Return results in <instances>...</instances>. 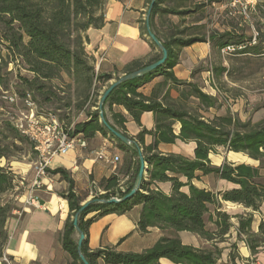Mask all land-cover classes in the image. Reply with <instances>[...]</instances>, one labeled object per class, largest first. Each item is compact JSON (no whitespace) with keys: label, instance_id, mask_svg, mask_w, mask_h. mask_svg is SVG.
<instances>
[{"label":"trees","instance_id":"16d2710c","mask_svg":"<svg viewBox=\"0 0 264 264\" xmlns=\"http://www.w3.org/2000/svg\"><path fill=\"white\" fill-rule=\"evenodd\" d=\"M103 1L109 0H0V41L5 46L9 60L5 64L22 63L33 75L31 80H23V86L29 93L34 92L41 96L45 102L50 101L52 92L47 90L44 83L58 79L61 75L72 80L79 100L74 106L77 113L84 112L87 108L95 110L86 112L85 121H75L73 133L70 135L80 134L87 141L99 133L111 141L114 140L112 142L123 153V170L125 175H129V179L123 184L117 175L101 180L98 187L104 194L94 198L98 200L121 198L127 194L139 168L137 150L121 144L109 135L100 123L96 110L100 91L113 77L112 74H99L95 70L93 61L85 53L84 45L87 41L86 31L90 28L100 29L104 25L103 15H97ZM150 1L146 0L147 5ZM161 3L162 0L154 3L149 18L151 31L157 14L179 16L194 14L199 9L197 6L193 10L182 11L162 9L159 8ZM140 30L142 35H146L145 23ZM199 30L200 27L184 30V34L188 32L186 38L164 42L155 35L167 51L166 61L152 73L120 84L105 102L109 111L113 105L122 107L138 126H141V116L151 113L154 127L150 131L142 129L134 139L130 138L138 145L147 166L141 190L118 204H91L78 217V228L85 237L80 253L87 264H159L161 259L172 264H218L221 250L215 243H222L226 236L230 237L232 228L237 239L245 237L251 254H256L261 247V241L251 231L253 214L231 217L221 211L220 202L237 204L253 213L264 209V180L260 174L264 161V120L250 126L229 114L205 118L200 111L216 109L218 99L203 93L193 83L177 81L172 74L178 61V55L173 52L172 47L184 48L195 43L208 42L212 50L221 51L227 46H241L236 51L237 54L246 53L247 50L255 51V47L245 44L241 36L236 40V36L230 32L212 31L206 37ZM151 46L155 48L152 43ZM159 58L160 54L147 65ZM147 65L134 62L124 68V74ZM215 72L217 76L226 70L218 68ZM157 76L162 77V81L154 86L148 96L143 95L140 90ZM168 83L174 87H183L179 100L170 99L169 89L166 90ZM1 84L3 80L0 75V87ZM190 101H196L197 107L193 108ZM64 107L69 108L70 104H65ZM104 118L112 128L128 137L124 130L125 118L121 114L111 113V121L105 114ZM145 136L152 138L149 145L144 144ZM9 137L20 142L25 141L31 146L9 124L2 126L0 160H7L10 156L9 148L12 145L5 142ZM178 141L194 144L192 158L158 151L160 144L173 145ZM217 149L243 154L259 165L255 167L245 163L225 162L219 167H213L210 156ZM53 173H59L66 178L63 170ZM208 176L229 183L233 188L213 193L194 185ZM161 184L170 185L168 194L159 188ZM13 189L14 175L9 167L0 168V259L5 254L8 241L7 223L15 209V204L6 201L4 196ZM62 197L67 202L68 216L59 241L70 258L68 264H82L77 253L75 229L71 220L80 208L81 198L72 192V182L69 191ZM136 206L141 207L137 231L146 234L150 229H158L162 234L151 248L142 253H121L115 247L94 251L89 249L88 227L91 223L104 215H123ZM90 214H94L93 217L86 219ZM232 218L237 219L235 227L231 223ZM208 223L212 226L211 229L207 228ZM258 231L264 233L262 224L258 225ZM182 232L197 235L213 244L206 249L184 245L178 237ZM233 259V254H230V260ZM0 264L4 263L0 261Z\"/></svg>","mask_w":264,"mask_h":264},{"label":"crops","instance_id":"0c3cea01","mask_svg":"<svg viewBox=\"0 0 264 264\" xmlns=\"http://www.w3.org/2000/svg\"><path fill=\"white\" fill-rule=\"evenodd\" d=\"M147 6L146 0H109L104 10V25L100 29L90 28L86 31L87 41L84 45L86 55L93 61L95 70L99 74H112L113 77L102 88L100 95L104 92L106 86H109L116 78L125 75L124 68L126 66L134 62L147 65L159 55V51L152 48L151 41L146 35H142L140 30L145 23ZM159 8H170L177 11L191 10V1L162 0ZM198 15V13L179 16L157 14L153 19L152 32L162 42L175 38H186L188 32L184 34V30L193 27H204L206 18H201ZM212 31L222 32L217 29V25L213 26ZM209 33H205L206 37ZM172 50L178 55L177 64L172 69L174 78L179 82L193 83L203 93L215 97L213 90H211L213 94L206 93L205 88L200 87L198 82H207L205 78L210 75L212 62L215 64V57L220 55L221 51L212 50L208 42L195 43L184 48L172 47ZM212 54L214 58H212ZM161 81L162 77H155L140 92L148 96L154 86ZM167 89H169L170 99L174 101L180 99L179 95L183 87H174V85L168 83ZM88 110L92 112L95 109L87 108L84 112H78L76 121H85V114ZM111 113L121 114L125 118L124 130L129 138L134 139L142 129L150 131L154 127L151 113H144L141 116V126L136 125L120 106L113 105L111 111H109L105 105L104 114L109 121H111ZM177 133L178 126L175 127V134ZM151 142L152 138L145 136L144 144L149 145ZM86 144L85 149L77 148L64 156L52 159L48 166V177L43 180L45 186L34 193L40 208L24 206L26 190L33 178L27 179L28 182L20 196L16 198L15 209L7 223L8 241L5 255L11 264H68L70 258L62 249L59 237L68 215L67 202L62 196L69 191L70 182H72V192L81 198V205L93 198V192L101 195L104 193L98 187L101 180L117 175L121 180V184H123L129 179V175H125L123 170V153L111 140L97 133L94 138L87 140ZM177 144L183 143L178 141L173 145L160 144L158 151L164 154H177L173 149ZM101 149H105L111 155L119 157L120 161L115 171L111 165L95 159V153ZM229 155L232 159H235V156L242 154L229 152ZM232 161L237 162V160ZM56 170L65 171L66 178L59 173H53ZM260 174L263 176L262 171H260ZM220 182L225 184L224 189L221 191L233 188L229 183ZM194 185L196 186L195 183ZM159 188L166 194L170 192L169 184H161ZM124 189L125 187L122 188V190ZM220 203L221 211L231 217H235L238 213L243 214V216L252 213L251 231L253 232L257 231L260 219L264 220L263 217L254 216L256 213L240 205L222 201ZM60 206H63L62 210L59 209ZM140 211L141 207L136 206L123 215L109 214L97 218L88 227L89 249L94 251L106 247H115L116 251L121 253H142L151 248L162 234L158 229H150L146 234L137 231ZM263 211L262 208L261 212ZM93 215H88L86 219L93 217ZM234 220L236 219L232 218L231 223L235 227ZM230 234V237L226 236L228 241H235L237 237L234 228H232ZM178 237L184 245L195 248H201L204 245V240L194 234L182 232L178 234ZM74 239L77 240L76 233ZM239 244L240 246L233 260H230L231 253L223 250L218 264H264V248H258L256 254H251L244 236L240 238ZM99 264H102V262H99ZM159 264L172 263L161 259Z\"/></svg>","mask_w":264,"mask_h":264},{"label":"rangeland","instance_id":"374dc122","mask_svg":"<svg viewBox=\"0 0 264 264\" xmlns=\"http://www.w3.org/2000/svg\"><path fill=\"white\" fill-rule=\"evenodd\" d=\"M191 10L196 6L199 8L196 13L199 17L206 18V23L200 27L199 33H211L213 26L217 25V29L223 32H230L236 36H241L244 43H250L254 32L258 33L255 51L247 50L246 53L237 54H222L215 57V64L212 62L210 75L205 80L199 81L198 85L205 88V92L210 94L211 90L215 92L214 96L218 99L217 108L207 112L200 111L205 118H213L215 116L231 115L243 124L250 126L264 120V0H190ZM103 1L97 15H104L106 3ZM253 6V11L247 12L246 16L242 15V9ZM228 30V31H227ZM84 36V35H82ZM212 58L213 54H212ZM6 50L3 43L0 41V75L3 84L0 87V127L8 124L6 113L12 112V108L7 106L1 100V92L7 91L11 93L24 94L28 90L23 86V80H31L33 75L27 71L22 63L11 62L7 63ZM223 68L226 72L218 73L216 76L215 69ZM117 79V78H116ZM209 80V82H208ZM47 90L52 92L49 102L31 92L34 101L39 110L45 113H51L62 123L63 126H70L78 115L75 104L79 102L75 93V86L68 77L61 75L58 79L44 83ZM107 87V86H106ZM213 94V93H212ZM99 101V98H98ZM193 108L197 107L196 101H190ZM65 104H70L69 108L64 107ZM97 106V105H96ZM6 143L12 145L10 156L7 160H0V168L9 167L14 175V189L8 192L4 199L16 204V198L20 196L28 180L34 176V165L37 161V155L32 147L25 141L14 140L11 137L5 140ZM192 143L177 144L174 146V151L186 158H192ZM172 154V153H168ZM229 151L217 149L215 154L211 155V165L219 167L223 163H245L252 166H258L259 163L250 160L245 155H237L235 159L229 158ZM231 159V160H230ZM232 160H237L233 162ZM262 179L264 180V161L261 166ZM28 179V180H27ZM196 186L217 193L224 189L225 184L220 182L214 176L202 178L199 182H195ZM104 194V193H103ZM93 198H98L101 194L93 192ZM118 198V197H117ZM212 210V208H211ZM235 212V211H234ZM239 212V211H237ZM264 212V211H263ZM258 212L254 216L264 218V213ZM240 214V215H239ZM68 216V215H67ZM236 216H243L238 213ZM73 217H71V220ZM259 224L263 225L264 220L260 219ZM237 223V219L234 220ZM207 228L212 226L208 223ZM253 236L257 237L260 242V248H264V233L252 231ZM252 236V238H254ZM232 239V238H231ZM203 241V249L211 247L213 243ZM240 239L235 241L228 238L224 242L215 243L221 250L229 251L233 256H236L240 246Z\"/></svg>","mask_w":264,"mask_h":264},{"label":"built area","instance_id":"2783aa9c","mask_svg":"<svg viewBox=\"0 0 264 264\" xmlns=\"http://www.w3.org/2000/svg\"><path fill=\"white\" fill-rule=\"evenodd\" d=\"M253 11V6L249 9L243 8L242 15ZM258 33L254 32L249 46L256 44ZM241 46H227L221 50L222 54H232L240 50ZM1 100L12 108V112L6 113L8 124L20 136L26 138L37 155V161L34 165V176L26 190L24 199L25 207L40 208V205L34 196V193L43 189L45 186L43 180L48 177V166L53 158L64 156L75 149H85L86 140L80 134L71 136L73 125L68 127L51 113H45L38 109L33 96L27 92L22 95L7 91L1 92ZM114 141V140H112ZM95 159L105 164L111 165L113 170L120 159L118 156L111 155L107 150L101 149L95 153ZM60 210L63 206L59 207ZM0 261L4 264H11L10 260L3 254Z\"/></svg>","mask_w":264,"mask_h":264},{"label":"water","instance_id":"95a60500","mask_svg":"<svg viewBox=\"0 0 264 264\" xmlns=\"http://www.w3.org/2000/svg\"><path fill=\"white\" fill-rule=\"evenodd\" d=\"M156 0H151L150 4L147 7L146 10V14H145V18H144V22H145V30H146V36L148 37V39L151 41L152 44H154L155 48L159 51L160 54V58L159 60H157L154 63H151L147 66H144L132 73L123 75L121 77H119L118 79L114 80L111 84H109V86H107L104 90V92L101 94L98 104H97V108L96 110L98 111L99 114V121L100 123L104 126V128L107 130V132L109 133V135H111L112 137H114L116 140H118L121 144L130 147V148H135L137 150V155H138V161H139V168H138V172L137 175L134 179L133 185L130 189V191L125 194L123 197L121 198H114V197H110L108 199H89L85 202H83L80 205L79 210L76 212V214L74 215L73 219H72V225L75 229V233L77 235V240H76V248H77V253L80 259V262L82 264H87V262L85 261V259L83 258V256L80 253V249H81V244L84 240V234L83 232L78 228L77 225V220L79 215L91 204H103V205H112V204H118L121 202H124L128 199H130L131 197H133L138 191L141 190L144 178L146 176V170H147V166L144 163L142 154H141V150L139 149L138 145L136 144V142L124 135H122L120 132H118L116 129L112 128L105 120L104 118V106H105V102L109 96V94L115 89L117 88L120 84L125 83L127 81H131L137 78H141L149 73H152L153 71H155L157 68H159L160 66L163 65V63L166 61L167 59V51L164 48L163 44L160 42V40H158L156 38V36L152 33V31L150 30V26H149V18L154 6Z\"/></svg>","mask_w":264,"mask_h":264}]
</instances>
